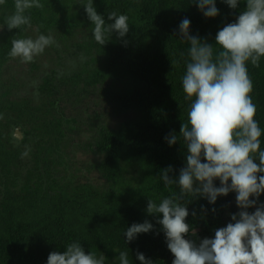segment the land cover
<instances>
[{
  "label": "trees",
  "instance_id": "trees-1",
  "mask_svg": "<svg viewBox=\"0 0 264 264\" xmlns=\"http://www.w3.org/2000/svg\"><path fill=\"white\" fill-rule=\"evenodd\" d=\"M0 264H264V0H0Z\"/></svg>",
  "mask_w": 264,
  "mask_h": 264
},
{
  "label": "rangeland",
  "instance_id": "rangeland-1",
  "mask_svg": "<svg viewBox=\"0 0 264 264\" xmlns=\"http://www.w3.org/2000/svg\"><path fill=\"white\" fill-rule=\"evenodd\" d=\"M28 56H30V54H28ZM37 57H38V56H37ZM44 64H45V70H46V71H44V73H43L42 75H45V74L49 73L50 69L53 68L50 64H46V63H44ZM42 75H40L39 78H40ZM25 77H26V76H25ZM39 78H38V80H39ZM26 81H27V83L30 82V83L32 84V86H31L32 88H34V85H37V84H34V81H32L29 77L26 78ZM28 84H29V83H28Z\"/></svg>",
  "mask_w": 264,
  "mask_h": 264
}]
</instances>
